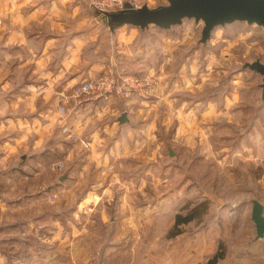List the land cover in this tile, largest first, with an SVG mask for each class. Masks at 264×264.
I'll list each match as a JSON object with an SVG mask.
<instances>
[{
	"label": "rangeland",
	"instance_id": "1",
	"mask_svg": "<svg viewBox=\"0 0 264 264\" xmlns=\"http://www.w3.org/2000/svg\"><path fill=\"white\" fill-rule=\"evenodd\" d=\"M76 1L66 3V9L76 8L83 28L98 29L96 36L103 42L96 50L90 43L85 45L84 68L92 55L100 52L107 62L119 63L116 67L120 71L147 82L145 91L115 92L106 98L83 96L67 108L72 115L77 106L85 107L84 116H91L93 122L106 121L111 112L115 118L126 111L128 120L120 123L124 127L116 125L104 136L149 135L160 143L157 158L150 155L151 159L142 162V172L144 165L148 169L142 177L145 193L141 200L135 191L132 194L134 202L153 204L162 197L167 203L163 217L161 210L158 213L148 208L147 223L140 222L143 232L150 234L140 243L145 244L143 248L155 254L157 248L171 250V245L181 241L180 234L220 230L213 246L215 252H224L226 244L231 245L236 233L244 230L245 248L255 252L264 249V239H254L250 218L254 199L262 203L264 213L262 76L243 67L254 60L264 62V27L245 21L218 25L202 43V20L183 18L167 29L131 25L137 30L136 39L124 52L116 29L111 33L90 1ZM166 3L147 0L149 7ZM65 19L71 23L69 16ZM101 70L91 74L83 70L86 73L75 82L99 76L104 73ZM97 101L100 103L94 104ZM96 106L104 116L94 111ZM52 107V122L46 128L25 124L34 116L43 124L42 114L0 112V143L5 144L0 149V264H139L141 253L135 249L136 242H128L127 251L117 246L108 254L99 252L104 244L101 233L113 226L87 223L76 240L78 223L73 213L90 178L82 177L84 184L82 178L78 184L72 180L63 188L61 176L74 167L77 144L69 143L62 132L55 100ZM25 118L27 121L22 120ZM60 162L63 166H58ZM138 178L132 176L133 181ZM109 198L112 193L103 196L100 204ZM196 204L205 207H200V215L180 225V233L170 235L175 215ZM167 216L173 217V222L167 223ZM138 223L134 221L130 228L139 227ZM88 231L96 239L88 241ZM263 263L261 259L258 264Z\"/></svg>",
	"mask_w": 264,
	"mask_h": 264
},
{
	"label": "crops",
	"instance_id": "2",
	"mask_svg": "<svg viewBox=\"0 0 264 264\" xmlns=\"http://www.w3.org/2000/svg\"><path fill=\"white\" fill-rule=\"evenodd\" d=\"M69 1L77 2L0 0V112L16 113L22 110L24 113L42 114L43 124L37 116L31 117L30 122L26 118L22 119L27 121L25 124H29L30 128L32 125L35 127L37 123L39 127L46 128L52 122L50 121L52 100L57 103L59 93H67L83 73H95L97 69H102L100 71L102 73L106 67L122 72L116 67L119 63L107 62L105 55H101L100 52L92 55L88 68H84L85 45L90 43L93 50H96L100 49L103 42L96 36L98 29L83 28V24H80L82 16L76 8L68 12L66 3ZM68 16L72 19L71 23L67 21L68 18L65 19ZM86 19L87 17L84 21ZM125 26L126 24L121 25L115 28V31L110 28L109 30L111 33L114 31L117 38L119 37L121 51L128 52V46L134 44L137 30L133 28L134 26L124 28ZM78 66L81 70L72 71L78 69ZM79 72L81 74H78ZM72 103L74 102H69V105ZM99 103L100 101L94 102ZM69 105L67 104V108ZM67 108L65 121L76 133L89 141L88 148L76 143L75 165L65 170L61 176L63 188L72 183V180H76L78 184L80 178L85 176L90 178V181L86 180L73 213V219L78 223L76 240L84 233L87 223L94 224L98 221L99 225H110L109 228L111 226L115 228L101 233L104 244L99 252L105 251L108 254L117 246L118 249L123 248L127 251L128 242L130 245L136 242L135 249L141 253L139 264H208L207 260L215 253L213 241L221 235L220 230L211 234L204 232L180 234L181 241L171 245V250L157 248L155 254L153 250L143 248L145 244H140L148 240L146 236L150 235H146L145 230L143 232V225L140 223L141 221L147 223L148 208L158 213L161 210L160 215L163 217V208L167 206L162 197L153 204L145 201L134 202L132 198L133 191L139 200L145 193L142 177L147 175L148 169L144 165L145 170L142 172V162L147 161L150 155L151 158H157L160 143L149 135L134 136L122 133L119 137H106L103 133L115 129L116 125L117 128L124 125L118 121L119 116L114 118L111 112L106 116V121L93 122L91 116H84L85 107L77 106L72 115L68 113ZM100 110L97 106L94 107L96 113L103 115L104 112ZM4 145L0 143V149ZM132 174L139 178L133 181ZM81 180L84 184V178ZM111 193L112 198H109L111 200L100 204V199L105 195L109 197ZM134 221H139L140 226L131 229L130 224ZM166 221L173 222V217L167 216ZM115 224L120 226L116 228ZM227 226L226 221V230ZM85 235L88 241L96 239L93 232L88 231V234L85 232ZM236 235L234 242L231 245L226 244L223 254L210 264H258L261 259L264 261L263 248L256 252L249 250V247L245 248L244 230ZM254 239H257L255 234ZM255 245L259 246L257 242Z\"/></svg>",
	"mask_w": 264,
	"mask_h": 264
},
{
	"label": "water",
	"instance_id": "3",
	"mask_svg": "<svg viewBox=\"0 0 264 264\" xmlns=\"http://www.w3.org/2000/svg\"><path fill=\"white\" fill-rule=\"evenodd\" d=\"M166 4L149 7L143 4L142 10L132 11L126 7L117 11L103 13V20L113 30L121 25H133L141 29L155 25L167 29L172 25L180 24L183 18L202 20L200 41L204 43L210 36L211 30L218 25L245 21L264 27V0H166ZM243 67L260 74L261 98H264V62L254 60L244 63ZM123 111L118 121H127ZM250 218L255 227V238L264 237L263 205L258 200L251 201Z\"/></svg>",
	"mask_w": 264,
	"mask_h": 264
},
{
	"label": "built area",
	"instance_id": "4",
	"mask_svg": "<svg viewBox=\"0 0 264 264\" xmlns=\"http://www.w3.org/2000/svg\"><path fill=\"white\" fill-rule=\"evenodd\" d=\"M91 6L103 18L104 12L117 11L131 5H147V0H89ZM149 6V5H147ZM147 89V82L134 74L116 73L114 70L108 69L99 76L93 78L82 79L73 84L69 93H59L57 98L59 126L64 134L68 136V140L79 144L83 148L89 147V141L82 135L76 133L70 125L65 121L67 104L76 98L83 96L106 98L110 94L120 93L127 95L131 91L141 92ZM58 166H63L60 162ZM261 239H264L261 238ZM264 264V263H263Z\"/></svg>",
	"mask_w": 264,
	"mask_h": 264
},
{
	"label": "trees",
	"instance_id": "5",
	"mask_svg": "<svg viewBox=\"0 0 264 264\" xmlns=\"http://www.w3.org/2000/svg\"><path fill=\"white\" fill-rule=\"evenodd\" d=\"M115 29V28H114ZM204 207V205H193L192 207L188 208V210L186 211V213L181 214V213H177L175 215V219H174V223L171 229V233L170 235H176L178 233H180V229L179 226L187 223L189 221H191L192 219L196 218L197 216L200 215V209ZM223 254L222 251H216L213 256L207 261L208 264L215 262V260H217V258H219L221 255Z\"/></svg>",
	"mask_w": 264,
	"mask_h": 264
},
{
	"label": "clouds",
	"instance_id": "6",
	"mask_svg": "<svg viewBox=\"0 0 264 264\" xmlns=\"http://www.w3.org/2000/svg\"><path fill=\"white\" fill-rule=\"evenodd\" d=\"M142 5H131L132 11H140L142 10Z\"/></svg>",
	"mask_w": 264,
	"mask_h": 264
},
{
	"label": "flooded vegetation",
	"instance_id": "7",
	"mask_svg": "<svg viewBox=\"0 0 264 264\" xmlns=\"http://www.w3.org/2000/svg\"><path fill=\"white\" fill-rule=\"evenodd\" d=\"M161 5V4H160Z\"/></svg>",
	"mask_w": 264,
	"mask_h": 264
}]
</instances>
